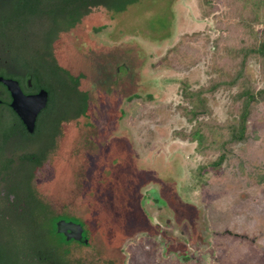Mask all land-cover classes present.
<instances>
[{
    "label": "rangeland",
    "instance_id": "obj_1",
    "mask_svg": "<svg viewBox=\"0 0 264 264\" xmlns=\"http://www.w3.org/2000/svg\"><path fill=\"white\" fill-rule=\"evenodd\" d=\"M219 17L204 0H139L121 13L93 9L54 42L58 63L89 93L87 117L65 128L40 185L90 229L92 248L74 257L264 264V101L216 171L207 166L215 156L177 134L192 128L178 109L182 89L222 76ZM247 71L264 86L253 58ZM230 94L206 96L215 120L227 118Z\"/></svg>",
    "mask_w": 264,
    "mask_h": 264
},
{
    "label": "trees",
    "instance_id": "obj_2",
    "mask_svg": "<svg viewBox=\"0 0 264 264\" xmlns=\"http://www.w3.org/2000/svg\"><path fill=\"white\" fill-rule=\"evenodd\" d=\"M138 1L0 0V75L21 80L24 73V82L30 79L34 87L47 90L50 101L62 103L57 109L58 116L61 112L74 120L86 116L89 93L80 89L81 75L71 74L58 63L54 42L93 9L121 13ZM204 3L212 14L220 16L214 47L222 76L212 78L198 89H182L186 104L178 109L192 128L177 134L195 142L197 152L215 156L207 166L216 171L233 155L235 146L247 140L249 121L258 103L264 101V86L257 87L247 71L253 58L264 82V0H204ZM218 90H231L227 118L221 122L212 117L206 99ZM54 107L50 104L48 108L52 111V127L59 123ZM54 130L50 128L52 136ZM154 199L159 203L157 195ZM44 227L48 243L65 244L63 236L55 231V220L47 221Z\"/></svg>",
    "mask_w": 264,
    "mask_h": 264
},
{
    "label": "flooded vegetation",
    "instance_id": "obj_3",
    "mask_svg": "<svg viewBox=\"0 0 264 264\" xmlns=\"http://www.w3.org/2000/svg\"><path fill=\"white\" fill-rule=\"evenodd\" d=\"M22 74L21 80L2 75L0 78L16 81L25 96L44 90L47 99L29 131L11 106V93L0 80V264H92L90 260L72 255L73 248H92L90 229L82 218L64 211L55 199L43 196L40 190L42 172L57 150L65 128L75 120L64 112L58 116L57 109L62 103L50 101L46 89L34 87L30 79L24 82ZM50 104L56 106L54 114L59 119L53 127ZM50 128L55 129L53 136ZM52 220H55L56 233L64 238L65 244L61 246L45 239L48 231L44 225ZM60 220L80 225L81 238L67 239L65 234L59 233Z\"/></svg>",
    "mask_w": 264,
    "mask_h": 264
},
{
    "label": "water",
    "instance_id": "obj_4",
    "mask_svg": "<svg viewBox=\"0 0 264 264\" xmlns=\"http://www.w3.org/2000/svg\"><path fill=\"white\" fill-rule=\"evenodd\" d=\"M0 80L3 81L11 93V106L26 124L28 130L32 131L36 114L45 106L47 99L46 92L41 90L35 95L25 96L16 81L2 78ZM57 231L65 234L67 239L74 238L79 240L81 238L82 228L73 222L60 220L57 223Z\"/></svg>",
    "mask_w": 264,
    "mask_h": 264
}]
</instances>
